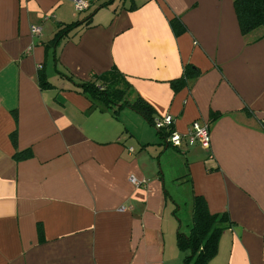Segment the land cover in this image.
Returning <instances> with one entry per match:
<instances>
[{"label":"crops","instance_id":"1","mask_svg":"<svg viewBox=\"0 0 264 264\" xmlns=\"http://www.w3.org/2000/svg\"><path fill=\"white\" fill-rule=\"evenodd\" d=\"M87 1L0 0V264H184L174 211L188 197L191 217L194 195L233 223L208 264H264V30L243 34L234 0ZM89 16L57 47L58 70L87 81L116 66L176 132L208 122L209 147L167 146L140 114L114 117L56 72L45 44ZM187 64L200 74L174 90ZM173 162L182 200L166 186Z\"/></svg>","mask_w":264,"mask_h":264},{"label":"trees","instance_id":"2","mask_svg":"<svg viewBox=\"0 0 264 264\" xmlns=\"http://www.w3.org/2000/svg\"><path fill=\"white\" fill-rule=\"evenodd\" d=\"M111 2L112 0H109L104 4ZM234 8L243 34H248L257 28L264 30V0H234ZM89 18L90 16L81 21H74L59 26L54 36L45 44L46 50H52L56 72L67 77L75 86L80 88L95 106L110 111L114 117L118 116L120 110L127 107L140 114L154 127L155 116L153 115V108L137 94L126 80L124 74L116 66H112L109 70L102 73L93 74L92 78L87 81H76L71 76L65 75L58 70L57 47L71 30L87 23ZM170 24L175 34L185 30L181 23L176 20H172ZM199 74L200 71L196 66L187 64L184 66L181 76L171 80L170 84L174 90H177L185 84L191 85ZM37 79L41 88L52 86L47 80L43 66L38 70ZM13 114L16 118L15 111H13ZM210 116L211 121H214L220 114L210 112ZM172 130H174L173 125L168 128H155L157 135L167 146L170 145L167 138ZM10 138L13 144H16L17 132H11ZM31 156L32 153L28 148L16 151L13 158L16 161H20ZM174 215L178 220L176 230L177 245L181 251L185 252L183 257L184 264H208L217 253L221 233L233 224L227 213H211L205 198L200 195H194L193 197L191 219L185 226H183L177 212L174 211ZM38 232L41 235L42 228L40 225L38 226Z\"/></svg>","mask_w":264,"mask_h":264},{"label":"built area","instance_id":"3","mask_svg":"<svg viewBox=\"0 0 264 264\" xmlns=\"http://www.w3.org/2000/svg\"><path fill=\"white\" fill-rule=\"evenodd\" d=\"M75 9L77 12L84 11L89 7V1L87 0H73ZM31 33L39 34L41 32V27L36 24H32L30 27ZM41 68V65H39ZM174 118L171 114H165L163 116H157L154 119V127L161 129L163 127H169L173 125ZM167 141L175 147H179L182 143L187 142L189 144L199 143L202 146L209 147L210 145V124L208 122H202L194 120L189 124L188 129L185 133L181 134L172 130L169 134ZM130 181L135 186H140L142 181L136 179V177L131 176Z\"/></svg>","mask_w":264,"mask_h":264},{"label":"rangeland","instance_id":"4","mask_svg":"<svg viewBox=\"0 0 264 264\" xmlns=\"http://www.w3.org/2000/svg\"><path fill=\"white\" fill-rule=\"evenodd\" d=\"M152 128L155 131V128L154 127H152ZM179 169H180L179 166L175 162H173L171 164L169 163L167 165V167H165V168L163 167V171L165 173V178H166V186L169 188L170 192L175 197L182 200L187 195V189H185L184 184L187 186H188V184L185 182L181 183L180 181L179 182L175 181V183L173 181H171L172 177L176 174V172H179ZM176 176H178V175H176ZM190 206L191 205H190L189 198L186 197L185 199H183L182 204H180L181 209L177 210V214L180 217L183 226H185L186 223H188L190 221L191 217L188 218L189 220L185 217V216H189L191 213V212L189 213V207ZM186 208H187V211H186Z\"/></svg>","mask_w":264,"mask_h":264}]
</instances>
